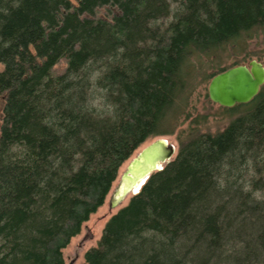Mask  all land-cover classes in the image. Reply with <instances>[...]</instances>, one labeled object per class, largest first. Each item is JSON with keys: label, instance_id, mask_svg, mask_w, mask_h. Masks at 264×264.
<instances>
[{"label": "trees", "instance_id": "trees-1", "mask_svg": "<svg viewBox=\"0 0 264 264\" xmlns=\"http://www.w3.org/2000/svg\"><path fill=\"white\" fill-rule=\"evenodd\" d=\"M256 29L264 0H0V264H65L121 167L173 133L197 60ZM239 108L152 174L84 264H264V86ZM243 171L250 186L230 182Z\"/></svg>", "mask_w": 264, "mask_h": 264}, {"label": "rangeland", "instance_id": "rangeland-1", "mask_svg": "<svg viewBox=\"0 0 264 264\" xmlns=\"http://www.w3.org/2000/svg\"><path fill=\"white\" fill-rule=\"evenodd\" d=\"M252 60H257L264 65V29H256L250 34H246L242 39L228 44L215 56L204 57L201 60H197L196 66L200 68V75L196 82V88L189 96L188 106L184 114L174 123V131L172 128H168L173 131V133L163 137L176 147V153L173 157L174 160L177 158L181 146L189 139L193 138L195 135H215L224 131L230 122L242 112V108L235 109V107H233L231 109H226L212 102L208 96V87L212 78L221 73L222 70H228L239 65L248 66ZM65 67V62L60 63L56 68V72H61ZM2 105L3 99L0 98V113ZM153 140H155V138L147 140L145 144L135 152L133 157ZM130 160L121 167L118 178L114 182L104 205L90 217L83 225L81 233L73 238L69 246L63 251L65 264H84L85 254L90 249L98 246L108 221L128 205L131 195L118 206H111L114 191ZM242 173V177L233 173L235 177L232 178L230 182H234L237 185L250 186L253 180L252 177L255 175L251 171H243ZM255 180H259L258 177H255ZM222 184H225L224 179H222Z\"/></svg>", "mask_w": 264, "mask_h": 264}, {"label": "water", "instance_id": "water-1", "mask_svg": "<svg viewBox=\"0 0 264 264\" xmlns=\"http://www.w3.org/2000/svg\"><path fill=\"white\" fill-rule=\"evenodd\" d=\"M264 85V65L252 60L215 75L208 87L209 99L223 108L251 103ZM176 147L166 138H156L134 156L121 175L117 195L111 206H118L128 196L141 193L152 174L174 161ZM130 198V199H131ZM72 264V263H71Z\"/></svg>", "mask_w": 264, "mask_h": 264}, {"label": "bare ground", "instance_id": "bare-ground-1", "mask_svg": "<svg viewBox=\"0 0 264 264\" xmlns=\"http://www.w3.org/2000/svg\"><path fill=\"white\" fill-rule=\"evenodd\" d=\"M263 86H264V85H263ZM263 86H262V87H263ZM248 104H249V103H248ZM238 105H245V104H238ZM236 106H237V105H236ZM234 107H235V106H234ZM232 108H233V107H232ZM226 109H231V108H226ZM119 184H120V182H119ZM119 184L117 185V187H116V189H115V191H114V194H113L114 196L117 195ZM114 196H113V197H114Z\"/></svg>", "mask_w": 264, "mask_h": 264}]
</instances>
